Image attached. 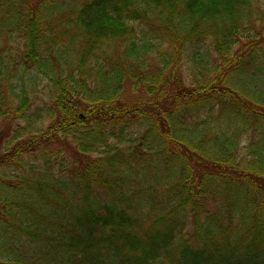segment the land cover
Returning a JSON list of instances; mask_svg holds the SVG:
<instances>
[{
    "label": "trees",
    "instance_id": "trees-1",
    "mask_svg": "<svg viewBox=\"0 0 264 264\" xmlns=\"http://www.w3.org/2000/svg\"><path fill=\"white\" fill-rule=\"evenodd\" d=\"M0 264H264V0H0Z\"/></svg>",
    "mask_w": 264,
    "mask_h": 264
},
{
    "label": "rangeland",
    "instance_id": "rangeland-1",
    "mask_svg": "<svg viewBox=\"0 0 264 264\" xmlns=\"http://www.w3.org/2000/svg\"><path fill=\"white\" fill-rule=\"evenodd\" d=\"M30 77H31V79L29 80L30 83L26 81L23 85L24 88H21V89L26 90L28 92V97L30 99H33V98L38 99V98L43 97V94L41 95L43 82L39 79V77L34 78L33 75H31ZM31 90L33 91L31 92Z\"/></svg>",
    "mask_w": 264,
    "mask_h": 264
}]
</instances>
